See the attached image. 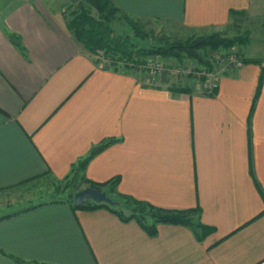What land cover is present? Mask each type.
Masks as SVG:
<instances>
[{"label": "crops", "instance_id": "crops-1", "mask_svg": "<svg viewBox=\"0 0 264 264\" xmlns=\"http://www.w3.org/2000/svg\"><path fill=\"white\" fill-rule=\"evenodd\" d=\"M66 1L1 0L0 193L23 202L27 190L16 184L63 178L112 139L89 160L86 178L118 177V192L160 208H198L211 233L200 240L185 225L162 223L150 235L106 209L37 201L0 214V249L50 264H264L260 64L221 73L211 95L192 78L103 66L67 31L58 11ZM111 2L190 29L264 18V0ZM0 264L17 263L0 254Z\"/></svg>", "mask_w": 264, "mask_h": 264}, {"label": "trees", "instance_id": "trees-1", "mask_svg": "<svg viewBox=\"0 0 264 264\" xmlns=\"http://www.w3.org/2000/svg\"><path fill=\"white\" fill-rule=\"evenodd\" d=\"M234 14V13H233ZM118 15L123 19L132 31V36L127 32L118 33L115 26ZM120 18L118 20H120ZM141 18L130 16L114 5L111 0H82L77 9L70 12L69 17L65 20V27L72 38L85 50V52L94 58L96 62L99 56H108L113 59L112 63L123 61L126 65L132 67L144 64L145 57L149 55H160L165 58L173 59L179 63L186 60L195 59L201 65H207L212 68L208 52L217 48L231 47L238 42H243L238 35L233 38L221 37L218 34H190L186 37L169 38L161 36L154 38L155 43L140 45L139 41L146 37L142 31L140 22ZM192 29V28H191ZM152 35V32H151ZM153 36V35H152ZM13 42L19 45L18 36H10ZM245 62L260 64L261 71L258 77L256 93L258 94L263 77L264 62L258 58H243ZM111 140L102 141L94 145L87 156L81 158L73 165L70 172L63 178H53L44 174L34 176L23 180L16 186L25 185L37 179L46 178L55 192L62 196H52L38 204L52 202H68L73 208L94 210L106 209L115 214L123 221H136L146 232L154 235L157 231V224H180L192 229L194 235L202 240L209 233L211 228L207 227L199 220V209L186 210H169L154 206L148 202L135 199L127 194L120 193L116 190L119 182L118 177L112 178L106 182H94L85 177L84 171L89 160L98 152L104 149ZM13 186V187H16ZM94 187L106 192V194L118 203L110 205L106 202H89L86 204L75 205L73 195L76 191L84 187ZM68 190L65 194L62 191ZM56 196V197H54ZM26 209L30 207H25ZM0 254L8 256L17 264H50L45 262H27L17 258L0 249Z\"/></svg>", "mask_w": 264, "mask_h": 264}, {"label": "rangeland", "instance_id": "rangeland-1", "mask_svg": "<svg viewBox=\"0 0 264 264\" xmlns=\"http://www.w3.org/2000/svg\"><path fill=\"white\" fill-rule=\"evenodd\" d=\"M81 3L82 0H67L65 3L59 6L58 11L62 15L64 23L66 18L69 17L70 12L77 9ZM4 4L5 3H2L0 0V8ZM119 18L120 17L118 15V18L116 19V23L119 21V25L117 23L118 27L115 26V30L118 33L127 32L132 36V31L130 30L128 24L121 18L120 20H118ZM238 20L239 19H237L236 21H232L223 27H207V28L190 29L182 25L173 24L167 20L164 21L158 19H143L140 22V26L142 31H144L147 35L143 40L139 41L140 42L139 44L148 45L149 43H155L156 41L154 38L161 36H166L173 39L176 37H186L190 34L200 35V34L211 33V34H218L221 37H229V38H233L234 36L238 35V37H240L243 42H238L231 47H224V48L220 47L215 50L209 51L208 57L210 62L211 63L214 62L212 58L217 54L221 57L222 56L226 57L228 56L226 54L230 55L231 53H234L235 55L241 56L242 59L245 58L243 53L249 57H258V58L264 57V18L261 20H257V19L248 20L247 18H245L244 20H241L244 24H240L241 21ZM151 32L153 36L151 35ZM103 59L104 60L108 59L107 63H103L102 62ZM112 60L113 59H111L110 57L108 58V56H105L104 54L103 56L101 55V57L99 56V58L97 59V61L103 66L112 67V68L113 67L116 68L117 66H119L120 68L127 67L126 65H124L126 64V62L119 61L112 63L113 62ZM144 60H145L144 64H141L139 66L137 65L135 71L141 75H144L145 78L164 76L170 82H176V81L178 82L180 80L183 81L192 78L194 79V84L196 85V88H198L202 93H205L204 92L205 82L203 80L204 75L202 76L199 75L196 77L189 76L186 74L169 76L164 71H160L161 73H157V72L151 73L147 68H145V63L146 65H148L147 62H154L155 64L162 63L165 67L168 68H172V67L188 68L192 66L196 68V70L198 69L197 70L198 72L202 70H207L211 72V69L214 67L212 63V68H207L206 67L207 65H201L195 59L186 60L185 62L179 63L173 59L165 58L160 55H149L145 57ZM243 63H245L244 60ZM132 66L133 65H128V68L134 69ZM148 66L151 67V65ZM50 185L51 184L49 180L46 178L37 179L36 181H31L25 185H20L19 188L25 187V190H27L26 192L23 191L27 193L25 195L23 194L24 195L23 202H17L16 201L17 196H13V194L12 193L10 194V192H5L2 194L0 193V214L10 212L18 207L27 205L28 203L47 200L52 196V194H56V196H62L57 194ZM67 191L68 190L62 192L65 194Z\"/></svg>", "mask_w": 264, "mask_h": 264}, {"label": "built area", "instance_id": "built-area-1", "mask_svg": "<svg viewBox=\"0 0 264 264\" xmlns=\"http://www.w3.org/2000/svg\"><path fill=\"white\" fill-rule=\"evenodd\" d=\"M228 56H219L218 54L216 56H213V65L214 67L211 69V72L207 70H202L198 72L196 68L190 66L188 68H179V67H172L168 68L165 67L162 63L161 64H155L154 62H147L148 65H151L149 67L145 63V68H147L151 73H161L160 71L166 72L169 76H176L179 74H186L189 76H199L204 75L203 80L205 82V93L207 94H213L214 91L218 88V77L221 73H225L228 70H234L237 68H240L243 66V59L239 55H235L234 53L226 54ZM108 59L102 60L103 63H107ZM212 61V60H211ZM155 66V67H152Z\"/></svg>", "mask_w": 264, "mask_h": 264}, {"label": "water", "instance_id": "water-1", "mask_svg": "<svg viewBox=\"0 0 264 264\" xmlns=\"http://www.w3.org/2000/svg\"><path fill=\"white\" fill-rule=\"evenodd\" d=\"M75 205L93 202H106L110 205H116L118 202L109 197L105 191L94 187H84L76 191L73 195Z\"/></svg>", "mask_w": 264, "mask_h": 264}]
</instances>
